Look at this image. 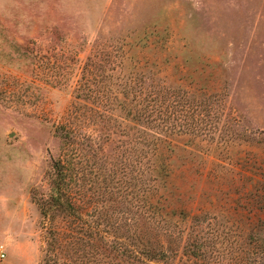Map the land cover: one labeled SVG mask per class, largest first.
<instances>
[{"label":"rangeland","instance_id":"374dc122","mask_svg":"<svg viewBox=\"0 0 264 264\" xmlns=\"http://www.w3.org/2000/svg\"><path fill=\"white\" fill-rule=\"evenodd\" d=\"M61 165L79 217L42 213ZM160 213L217 230L212 264H264V0H0V264H66L75 226L134 264ZM166 238L150 264L184 261Z\"/></svg>","mask_w":264,"mask_h":264},{"label":"trees","instance_id":"16d2710c","mask_svg":"<svg viewBox=\"0 0 264 264\" xmlns=\"http://www.w3.org/2000/svg\"><path fill=\"white\" fill-rule=\"evenodd\" d=\"M156 100L158 101V99ZM147 102L150 103V99L147 98ZM149 106L152 107L153 105L151 103L144 104L136 109V116H140L139 113L144 109L148 110ZM153 144L155 147L163 146L164 141L160 138H154ZM151 161L152 168L147 172L148 184H167L169 175L167 163L157 152H154ZM62 169V165L56 168V179L49 195V204L46 208L42 207V213L45 216L50 212L53 218L55 216L59 217V215L64 216V218L71 215L79 217V213H81L80 206L78 207L75 200L68 195V187L64 183L65 177ZM141 174L142 172L138 173V175ZM162 204L163 202L156 201V203H153L152 208H159L161 212L164 209V205L161 206ZM160 216V220L153 215L151 216V231L148 232L146 237L143 233L141 234V221L138 218L137 232L133 234L134 264H150V261L163 259L169 249L165 248V245L162 246L161 239L164 236H167L166 239L170 241L179 239V247L182 251L180 255L182 258L184 257V261L178 264H212V258H215L216 255L225 254L224 248L221 252L216 248L219 242H223L221 236L217 234V230L209 226L201 228L199 222L195 223L192 220L191 227L187 225L181 233L171 234L165 229L164 223L166 220L161 213ZM174 228L179 229L177 225ZM238 231L241 232L240 224L238 225ZM51 242L49 244L50 248L55 251L58 248L62 251L63 257L66 262L68 261L66 264H114L116 260L115 256L111 255L113 245L111 247L110 245L107 246L105 239L100 236L84 238L82 231L76 230V226L71 228L68 234L56 232L51 237ZM56 261L55 264H61L58 257Z\"/></svg>","mask_w":264,"mask_h":264},{"label":"built area","instance_id":"2783aa9c","mask_svg":"<svg viewBox=\"0 0 264 264\" xmlns=\"http://www.w3.org/2000/svg\"><path fill=\"white\" fill-rule=\"evenodd\" d=\"M4 253H5L4 248H3L2 245H0V258L5 257V254Z\"/></svg>","mask_w":264,"mask_h":264}]
</instances>
